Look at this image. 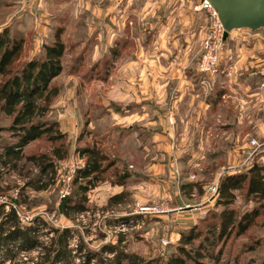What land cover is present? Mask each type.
I'll list each match as a JSON object with an SVG mask.
<instances>
[{
  "label": "rangeland",
  "instance_id": "374dc122",
  "mask_svg": "<svg viewBox=\"0 0 264 264\" xmlns=\"http://www.w3.org/2000/svg\"><path fill=\"white\" fill-rule=\"evenodd\" d=\"M197 2L193 0V9ZM174 5L175 0H0V34L8 30L10 40L22 42L14 69L42 59L45 45L59 40L65 46L62 72L50 82L59 93L44 117L56 122L65 137H45L23 148L26 154H51L64 144L68 153L55 159L54 179L24 159L15 170L0 164V205L14 206L23 225L36 222L43 242L50 241L53 229H69L68 248L75 255L79 244L83 253L113 245L139 257L141 264H164L183 236H194L196 248L214 229L217 239L203 251L210 254L205 263L264 264V201L248 194L245 181L231 188L230 196L221 194L228 176L250 177L254 165L264 166V30L240 29L234 37L230 33L219 71L205 73L199 62L209 32L207 15L200 46L177 66L181 101L158 106L151 89L148 116L120 123L113 112L140 98L138 86L132 90L127 82L132 78L126 73L127 59L137 49V37L150 41ZM169 62L164 66L169 73L167 101L177 96L179 86ZM158 74H148L150 88ZM11 122L0 110V128ZM17 141L9 131H0V154L1 147ZM87 146L106 155L104 171L86 194L87 209L68 210L66 215L60 210L62 191L73 174L67 196L72 204L81 198L74 180L87 161L79 149ZM42 185L47 187L39 189ZM119 194L122 197L113 200ZM227 200L232 202L226 205ZM225 209L234 210L238 219L254 209L259 215L245 232L235 228L218 240ZM40 253L18 252L10 263L0 252V264H38ZM103 256L113 258L114 253L105 251ZM71 264L97 260L75 258Z\"/></svg>",
  "mask_w": 264,
  "mask_h": 264
},
{
  "label": "trees",
  "instance_id": "16d2710c",
  "mask_svg": "<svg viewBox=\"0 0 264 264\" xmlns=\"http://www.w3.org/2000/svg\"><path fill=\"white\" fill-rule=\"evenodd\" d=\"M22 42L10 40L8 30L0 34V110L12 119L10 126L0 128V131L7 130L13 137H17L16 144H6L1 147L0 164L8 169H18L21 160L32 162L36 165L41 175L54 179L56 175L55 159L62 160L67 157V149L64 144L53 148L51 154H26L24 146L48 137L51 141L64 139L65 133L60 132L56 122L44 120L50 104L58 95L57 87L50 86L54 77L62 72V56L65 46L59 40L51 45H45L46 54L42 59H32L24 63L20 68L12 67L15 57L20 53ZM80 154L87 156L85 166L77 170L75 183L78 184L80 199L72 204L69 196L64 197L60 204V210L68 215V210L83 212L87 192L94 188L100 181V174L104 171L103 163L107 159L96 146L79 149ZM250 177L245 175L228 176L221 186V194L231 195V188L248 183L247 192L254 195L258 201H264V166L254 165L249 170ZM42 185L39 189L46 188ZM121 194L113 197L119 200ZM232 200H227L226 205ZM259 215L258 209L245 214L241 218L236 217L234 210L225 209L220 214V224L218 240L229 234L235 228L240 233L245 232ZM36 223V222H35ZM35 223L23 225L18 212L14 206L5 209L0 205V252L1 258L6 262L15 261L18 252L40 250L41 261L38 264H71L75 258H85L91 262L97 260V264H141L139 257L126 254L122 250H117L113 245H106L101 251L85 250L84 245L79 244L76 255L68 248V239L72 232L65 229H53V236L49 242H43L37 234ZM215 228V227H214ZM216 229V228H215ZM46 234L48 232H45ZM211 234L203 235L204 238L198 247H193L194 236H183L182 243L177 247V252L169 257L164 264H207L204 258L210 257L207 250L210 244L217 239ZM196 236H201L196 234ZM188 245L191 247L188 248ZM114 253L113 258H105L103 252ZM83 255V256H82ZM0 259V260H2Z\"/></svg>",
  "mask_w": 264,
  "mask_h": 264
},
{
  "label": "crops",
  "instance_id": "0c3cea01",
  "mask_svg": "<svg viewBox=\"0 0 264 264\" xmlns=\"http://www.w3.org/2000/svg\"><path fill=\"white\" fill-rule=\"evenodd\" d=\"M192 3L193 0H175L173 10L166 16L164 15L167 18L159 21L161 24H157V33L150 38V41L144 35L137 37L135 41L137 49L131 54L132 57L127 59L126 73L132 77L127 81L131 89L134 90V87L138 86L137 88L140 90L138 96L140 98L133 100L130 104L127 103L125 110L113 111L120 123L131 117L143 118L149 115L151 89L156 92L158 106L166 105L167 102L176 106L181 101V92L179 93L182 82L181 68L177 66L182 60L187 59L194 47L200 46L208 24L206 11L193 9ZM239 31L241 30L231 32V36L238 35ZM167 60L173 66L170 70L172 75L179 77L177 96L169 100L170 102L166 100L165 95V82L167 81L165 73L167 72H165L166 68L164 66ZM157 72L159 73L156 75L159 82L155 81L153 88H150L148 74H157ZM160 76L163 78H160ZM204 105L209 106L210 103L207 102Z\"/></svg>",
  "mask_w": 264,
  "mask_h": 264
},
{
  "label": "water",
  "instance_id": "95a60500",
  "mask_svg": "<svg viewBox=\"0 0 264 264\" xmlns=\"http://www.w3.org/2000/svg\"><path fill=\"white\" fill-rule=\"evenodd\" d=\"M224 27L223 41L235 30H264V0H209Z\"/></svg>",
  "mask_w": 264,
  "mask_h": 264
},
{
  "label": "built area",
  "instance_id": "2783aa9c",
  "mask_svg": "<svg viewBox=\"0 0 264 264\" xmlns=\"http://www.w3.org/2000/svg\"><path fill=\"white\" fill-rule=\"evenodd\" d=\"M195 8L197 10H205L210 21L209 32L201 48L202 54L199 62V69L205 73H217L219 71V62L224 44V27L222 21L217 10L209 0H198ZM253 144H256V140H253ZM72 176L73 174L69 175L66 180V185L62 191L63 197L69 195L71 192L70 184ZM22 221L24 220L22 219Z\"/></svg>",
  "mask_w": 264,
  "mask_h": 264
}]
</instances>
